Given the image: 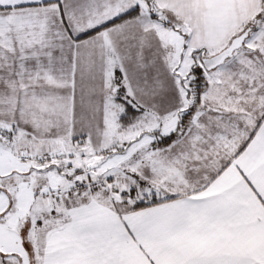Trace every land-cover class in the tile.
Wrapping results in <instances>:
<instances>
[{"label":"snow or ice","instance_id":"6c2138e0","mask_svg":"<svg viewBox=\"0 0 264 264\" xmlns=\"http://www.w3.org/2000/svg\"><path fill=\"white\" fill-rule=\"evenodd\" d=\"M0 264H264V0H0Z\"/></svg>","mask_w":264,"mask_h":264}]
</instances>
